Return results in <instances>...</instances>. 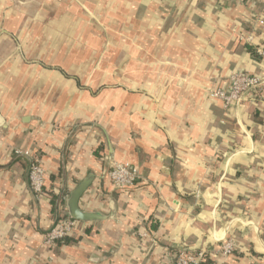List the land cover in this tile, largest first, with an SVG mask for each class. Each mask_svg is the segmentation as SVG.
Returning a JSON list of instances; mask_svg holds the SVG:
<instances>
[{"label": "crops", "instance_id": "0c3cea01", "mask_svg": "<svg viewBox=\"0 0 264 264\" xmlns=\"http://www.w3.org/2000/svg\"><path fill=\"white\" fill-rule=\"evenodd\" d=\"M258 18L264 0H0V264H264V85L229 110L208 95L234 71L264 80ZM89 175L79 208L104 218L46 247Z\"/></svg>", "mask_w": 264, "mask_h": 264}, {"label": "built area", "instance_id": "2783aa9c", "mask_svg": "<svg viewBox=\"0 0 264 264\" xmlns=\"http://www.w3.org/2000/svg\"><path fill=\"white\" fill-rule=\"evenodd\" d=\"M244 3L247 0H234ZM258 25H263L262 18L256 19ZM241 40V38H240ZM249 40V39H247ZM250 44V41H247ZM264 85V80L258 76L250 75L241 71H234L228 78L225 88H215L209 92V98L220 100L225 110L232 109L236 104H240L246 96H259V92ZM30 158V167L28 172V181L31 191L34 195H42L46 172L44 168L33 158L28 152H18ZM110 183L120 190H130L135 188L139 179L136 168L127 164H113L108 172ZM77 221L66 217L61 219L53 228H51L44 236V245L46 247L53 246L56 242L67 238L77 226ZM145 236V234H143ZM234 251V245L231 241L225 242L219 247V253L224 256L231 255ZM203 252H194L189 250H177L175 259L172 264H200L204 261Z\"/></svg>", "mask_w": 264, "mask_h": 264}, {"label": "water", "instance_id": "95a60500", "mask_svg": "<svg viewBox=\"0 0 264 264\" xmlns=\"http://www.w3.org/2000/svg\"><path fill=\"white\" fill-rule=\"evenodd\" d=\"M93 176L89 175L82 180L70 193L67 200L69 217L78 222H93L102 220L104 217L93 212H85L79 208V200L89 188Z\"/></svg>", "mask_w": 264, "mask_h": 264}, {"label": "trees", "instance_id": "16d2710c", "mask_svg": "<svg viewBox=\"0 0 264 264\" xmlns=\"http://www.w3.org/2000/svg\"><path fill=\"white\" fill-rule=\"evenodd\" d=\"M247 51L251 54L252 57L258 58L254 49H252L250 47H247ZM28 164H29V167H30V162H28ZM28 172H29V170H28ZM49 197L51 198L52 205L55 208L56 207L58 208V206L61 205L62 202H63L64 193L63 194H56V195H49ZM61 219H63V216L60 217V215H57V222L60 221ZM57 222H56V224H57ZM206 263L207 262H204L203 264H206Z\"/></svg>", "mask_w": 264, "mask_h": 264}, {"label": "rangeland", "instance_id": "374dc122", "mask_svg": "<svg viewBox=\"0 0 264 264\" xmlns=\"http://www.w3.org/2000/svg\"><path fill=\"white\" fill-rule=\"evenodd\" d=\"M90 8V7H89ZM89 10V9H88ZM87 10V11H88ZM127 11L128 10H126V9H124V8H122V9H116V10H111V9H107V8H105V9H102L100 12H102V14H103V16H106V15H110L109 17H112V16H115V17H118V16H121V17H123L124 15H126L127 14ZM108 13V14H107ZM106 18H108V17H106ZM116 22V21H115ZM112 27H114V28H117V29H119L120 27L118 26V23L117 24H113V26Z\"/></svg>", "mask_w": 264, "mask_h": 264}]
</instances>
